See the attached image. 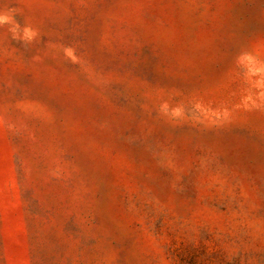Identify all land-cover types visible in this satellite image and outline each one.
Returning <instances> with one entry per match:
<instances>
[{
  "label": "rangeland",
  "instance_id": "374dc122",
  "mask_svg": "<svg viewBox=\"0 0 264 264\" xmlns=\"http://www.w3.org/2000/svg\"><path fill=\"white\" fill-rule=\"evenodd\" d=\"M0 264H264V0H0Z\"/></svg>",
  "mask_w": 264,
  "mask_h": 264
}]
</instances>
